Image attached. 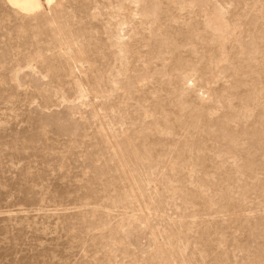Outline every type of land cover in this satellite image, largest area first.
Segmentation results:
<instances>
[{
    "label": "rangeland",
    "instance_id": "obj_1",
    "mask_svg": "<svg viewBox=\"0 0 264 264\" xmlns=\"http://www.w3.org/2000/svg\"><path fill=\"white\" fill-rule=\"evenodd\" d=\"M0 0V264H264V0Z\"/></svg>",
    "mask_w": 264,
    "mask_h": 264
},
{
    "label": "bare ground",
    "instance_id": "obj_2",
    "mask_svg": "<svg viewBox=\"0 0 264 264\" xmlns=\"http://www.w3.org/2000/svg\"><path fill=\"white\" fill-rule=\"evenodd\" d=\"M9 1L19 10H21L26 14H32L36 11H39L43 7L42 0H9Z\"/></svg>",
    "mask_w": 264,
    "mask_h": 264
}]
</instances>
